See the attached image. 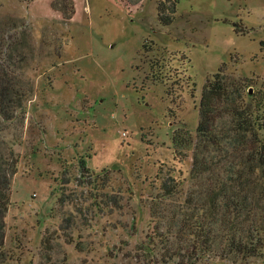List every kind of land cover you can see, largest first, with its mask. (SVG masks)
I'll return each mask as SVG.
<instances>
[{"label":"rangeland","instance_id":"374dc122","mask_svg":"<svg viewBox=\"0 0 264 264\" xmlns=\"http://www.w3.org/2000/svg\"><path fill=\"white\" fill-rule=\"evenodd\" d=\"M171 1L68 0V20L62 0H0V18L27 24L33 87L3 132L18 155L6 264H148L164 242L161 182L179 179L180 199L190 184L192 149L174 159L172 131L195 134L219 70L244 96L264 88V0H177L162 26L157 4Z\"/></svg>","mask_w":264,"mask_h":264},{"label":"trees","instance_id":"16d2710c","mask_svg":"<svg viewBox=\"0 0 264 264\" xmlns=\"http://www.w3.org/2000/svg\"><path fill=\"white\" fill-rule=\"evenodd\" d=\"M69 3L68 0H62ZM140 0H129V2ZM171 1V0H170ZM177 0L171 6L157 4V18L168 26L175 18ZM56 6V5H55ZM67 6L70 13L66 15ZM58 8L71 19L73 6ZM27 24L14 17L0 18V264L4 250L5 215L11 179L18 155L4 139L6 127L20 121L31 82L22 71L32 50ZM244 81L219 70L202 87L198 122L193 135L187 128L172 131L173 155L179 163L191 150L190 184L182 199L179 179L161 182V199L169 202L168 214L158 232L163 244L148 264H197L200 261L254 264L264 248V88L243 94ZM81 173H88L80 161ZM162 173L159 168L157 175ZM177 199L178 202L174 200ZM162 224L156 228L159 229Z\"/></svg>","mask_w":264,"mask_h":264}]
</instances>
